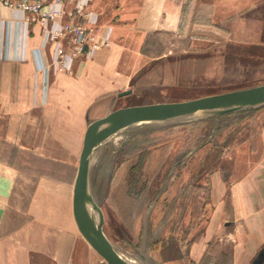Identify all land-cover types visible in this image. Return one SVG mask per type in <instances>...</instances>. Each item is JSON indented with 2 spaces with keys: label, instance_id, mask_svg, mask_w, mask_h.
<instances>
[{
  "label": "crops",
  "instance_id": "obj_1",
  "mask_svg": "<svg viewBox=\"0 0 264 264\" xmlns=\"http://www.w3.org/2000/svg\"><path fill=\"white\" fill-rule=\"evenodd\" d=\"M72 8L62 6L61 22L76 23ZM87 11L109 43L58 71L54 42L40 26L24 34L21 14L0 6V147L6 148L0 155V264H101L72 216L88 124L109 114L119 93L130 95L132 80L157 83L159 66L166 69L164 84L207 87L222 77L227 46L264 51V0H90ZM159 43L167 53H144ZM180 43L184 54L217 51L214 62L199 64L216 68L213 79L207 71L196 78L176 73L191 65L174 60ZM252 136L239 144L228 175L212 176L204 227L186 239L174 264H219L222 241L232 244L231 264H252L264 249V125L258 143ZM16 195L28 196L22 210L12 205ZM15 211L26 219L17 227L10 216Z\"/></svg>",
  "mask_w": 264,
  "mask_h": 264
},
{
  "label": "rangeland",
  "instance_id": "obj_2",
  "mask_svg": "<svg viewBox=\"0 0 264 264\" xmlns=\"http://www.w3.org/2000/svg\"><path fill=\"white\" fill-rule=\"evenodd\" d=\"M184 45H174V60L191 65L176 68V73L184 71L186 77L196 78L207 71L206 77L213 79L212 70L216 68H209L210 73L199 64L214 62L217 51L184 54L179 48ZM162 46L153 44L154 49L144 53L161 56L167 53ZM227 47L221 56L222 77L216 85L183 87L175 82L178 80L173 85L164 84L161 72L166 69L159 66L157 83L132 80L127 89L132 93L117 99L110 111L189 101L264 84V51H246L245 45ZM263 108L261 105L215 117L129 123L92 148V197L102 212V234L121 260L128 264H174L182 257L186 239L198 236L210 213L212 176L225 178L233 168L239 144L248 137L254 135L258 143L264 125ZM0 155H6V148L0 147ZM27 198L16 195L12 205L22 210ZM226 202L229 206L231 199ZM10 216L16 227L26 221L21 212H11ZM92 216L95 221V211ZM218 245L217 262L231 264L232 244L222 241ZM99 258L101 264H106Z\"/></svg>",
  "mask_w": 264,
  "mask_h": 264
},
{
  "label": "water",
  "instance_id": "obj_3",
  "mask_svg": "<svg viewBox=\"0 0 264 264\" xmlns=\"http://www.w3.org/2000/svg\"><path fill=\"white\" fill-rule=\"evenodd\" d=\"M129 93L130 91L121 92L118 97ZM261 105H264V84L189 101L120 108L88 124L72 191V216L82 238L106 264H126L114 253L108 240L102 234L100 227L102 212L92 197L89 164L92 148L98 142L133 121L159 119L166 122L193 117H215ZM100 128L107 130L101 136H97L96 132ZM93 211L96 212L95 222L92 216ZM141 258L143 259L142 256ZM263 258L264 249L260 251L252 264H258Z\"/></svg>",
  "mask_w": 264,
  "mask_h": 264
},
{
  "label": "built area",
  "instance_id": "obj_4",
  "mask_svg": "<svg viewBox=\"0 0 264 264\" xmlns=\"http://www.w3.org/2000/svg\"><path fill=\"white\" fill-rule=\"evenodd\" d=\"M90 0H0V6L21 14L24 34L31 25H38L46 39L54 42L52 64L58 71H68L74 58L92 56L109 43L108 33H97L95 20L87 11ZM72 3L75 24L61 22L62 6ZM64 40L65 43L63 42Z\"/></svg>",
  "mask_w": 264,
  "mask_h": 264
},
{
  "label": "bare ground",
  "instance_id": "obj_5",
  "mask_svg": "<svg viewBox=\"0 0 264 264\" xmlns=\"http://www.w3.org/2000/svg\"><path fill=\"white\" fill-rule=\"evenodd\" d=\"M145 120H156V119H144V120H138V121H133V122H131V123H134V122H140V121H145ZM106 128H100L97 132H96V135L97 136H100V135H102V134H104V132H106ZM95 222V221H94ZM126 263V262H125ZM126 264H128V263H126Z\"/></svg>",
  "mask_w": 264,
  "mask_h": 264
},
{
  "label": "trees",
  "instance_id": "obj_6",
  "mask_svg": "<svg viewBox=\"0 0 264 264\" xmlns=\"http://www.w3.org/2000/svg\"><path fill=\"white\" fill-rule=\"evenodd\" d=\"M241 49H243V48H241ZM245 50H246V51H252V50H256V49L245 48ZM132 169H133V168H132ZM131 171H132V170H131ZM131 171H130V172H131ZM130 175H131V174H130ZM129 179H130V180H129ZM129 179H128V180H129L128 182H129V185H130V184H131V176L129 177Z\"/></svg>",
  "mask_w": 264,
  "mask_h": 264
}]
</instances>
